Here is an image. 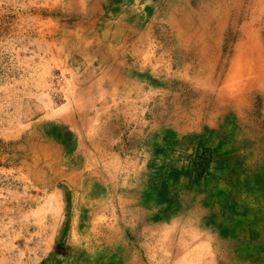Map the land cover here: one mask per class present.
<instances>
[{
    "label": "rangeland",
    "instance_id": "obj_1",
    "mask_svg": "<svg viewBox=\"0 0 264 264\" xmlns=\"http://www.w3.org/2000/svg\"><path fill=\"white\" fill-rule=\"evenodd\" d=\"M263 33L264 0H0V264H264V81L218 95Z\"/></svg>",
    "mask_w": 264,
    "mask_h": 264
},
{
    "label": "bare ground",
    "instance_id": "obj_2",
    "mask_svg": "<svg viewBox=\"0 0 264 264\" xmlns=\"http://www.w3.org/2000/svg\"><path fill=\"white\" fill-rule=\"evenodd\" d=\"M257 3V2H256ZM263 2H261L262 4ZM257 7V6H256ZM254 7V8H256ZM261 8V7H260ZM257 10V8H256ZM262 11V10H261ZM258 12V11H257ZM260 13V12H259ZM258 13V14H259ZM257 14V15H258ZM225 16V15H224ZM259 16V15H258ZM226 17V16H225ZM228 17V16H227ZM263 18V17H262ZM253 20V19H252ZM255 21V20H254ZM176 22V21H175ZM231 23V22H230ZM228 24V23H227ZM233 24V23H232ZM258 24V23H257ZM231 25V24H230ZM263 25V24H262ZM175 26V25H174ZM233 26V25H232ZM252 26V25H251ZM238 27V26H236ZM254 27V26H253ZM227 29V28H226ZM261 31V30H260ZM259 32V31H258ZM262 33V32H261ZM257 34V33H256ZM264 34V33H263ZM233 35V34H232ZM256 36V35H255ZM259 36V35H258ZM234 37V36H233ZM262 37V36H260ZM258 38V37H257ZM263 38V37H262ZM263 41V40H262ZM263 43V42H262ZM245 44V43H244ZM264 45V44H263ZM240 49V46H237ZM264 50V49H263ZM232 51V50H231ZM239 51V50H238ZM240 53V51H239ZM263 54V53H262ZM260 52L252 53L248 55L237 54L232 62L230 72L227 74L224 83L218 90V95L222 102H225L232 107L239 109L249 96L254 93L256 88L260 85L261 81H264V64L256 58L261 57ZM251 55V56H249ZM263 59V58H262ZM221 76V75H220ZM217 77V76H216ZM215 77V78H216ZM214 78V79H215ZM210 82V81H209ZM212 82V81H211ZM213 85V84H212ZM211 86V85H210ZM219 86V85H218ZM207 89V88H206ZM209 90V89H208ZM258 90V89H257ZM210 92V91H209ZM263 92V91H262ZM257 93V92H255ZM259 96V95H258ZM212 97V96H211ZM214 99V98H212ZM257 99V98H256ZM217 100V99H216ZM213 103V101H212ZM217 106V105H216ZM228 106V105H227ZM225 107V106H224ZM246 107V106H245ZM218 108V107H217ZM230 108V106H229ZM224 109V108H223ZM227 109V108H226ZM242 109V108H241ZM223 111V110H222ZM239 112V111H237Z\"/></svg>",
    "mask_w": 264,
    "mask_h": 264
}]
</instances>
